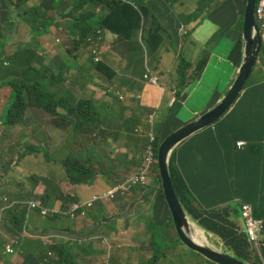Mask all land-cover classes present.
I'll list each match as a JSON object with an SVG mask.
<instances>
[{
    "label": "crops",
    "instance_id": "obj_1",
    "mask_svg": "<svg viewBox=\"0 0 264 264\" xmlns=\"http://www.w3.org/2000/svg\"><path fill=\"white\" fill-rule=\"evenodd\" d=\"M53 1L59 2L30 0L27 5L32 7L40 4L49 13H53ZM21 9H15L9 0H0V36L4 39L0 43V81L4 75L1 65L3 53H16L25 43L32 42L39 55H47L46 64L53 60L68 73L70 81L65 86L66 99H70L73 105H77L82 99L93 102V111L101 117L94 140H100L102 135L103 142L94 148L83 149V141H89V138L75 132L69 120L64 118L66 109L57 111L60 116L54 118H49L38 107L28 110L24 122H18L24 125L37 122L35 126L26 127L30 138L22 133L28 138V147L22 150L15 164L12 162L11 168L6 157L0 163V207L7 208L0 224V264H196L187 252L162 256L152 246L153 241L149 236L150 212H156L157 219L168 228L172 240L178 241L170 226V223L174 225L172 215L165 198L160 194V185L155 176H150L146 186L134 188L125 196L96 203L85 217L77 220L65 217L44 219L37 212L28 211L22 204L44 198L49 207L66 209L72 202H85L95 194L107 192L140 171L151 137L166 138L189 122L177 119L173 107H181L182 103L200 105L202 110L192 112L196 117L223 99L232 87L243 62L242 33L236 29L241 15L240 8L228 18L209 14L200 25H187L188 33L192 32L178 49L165 41L157 52L149 53L142 45L136 48L130 59L113 57L102 68L96 67L87 57L80 58L74 67H70L65 50L73 34L66 30L60 36L59 31L63 27H51L48 31L41 28L38 32L30 30L28 36L24 39L21 37L22 41H19L25 28V21L18 13L22 12ZM224 37L227 40H219ZM114 39H117L115 35L105 33L107 44ZM216 40L219 41L215 43ZM233 48L238 50L237 54ZM104 50L106 54V44ZM204 52L209 53V60L197 76L198 64ZM181 57L188 60L189 64H183ZM263 65L262 50L250 77L252 84L264 81ZM22 67L36 69L40 68V64L35 59L30 62L25 60L11 69V73H8L9 69L5 71L18 76L16 71ZM184 67L190 68L185 79L188 86L174 103L179 88H173V85L179 84L178 70L181 71ZM146 75L157 76L159 83H150L145 79ZM27 80L34 82L29 76ZM116 93H120L123 99ZM4 94L13 97V88L0 86V128H4L11 138L14 127H7L2 118L8 102L4 101ZM261 94L264 95L263 87L261 91L255 89L248 95L246 105L237 104L238 100L210 128L217 144L210 138H201L200 131L182 142L174 151L177 154L176 164L181 166V161L186 156L184 144L189 140L193 141L189 150L200 144L198 153L201 156L197 157V164L206 160L213 180H221L216 191L225 193L228 187L233 188L235 196L231 197L230 203L237 208L235 199L239 196L257 195L264 186V102H257L255 99ZM27 96L33 98L36 94L27 93ZM31 118L33 120L29 121ZM75 120L70 118L74 125ZM176 122L179 126H176ZM8 123L11 122L8 120ZM96 125L98 120L93 117L87 122L85 129L91 130ZM253 129L257 131L253 132ZM38 130L45 133L49 142L48 155L53 160V166L11 174L14 165L20 167L32 156L38 157L36 152L41 148L37 139ZM69 130L76 134L74 139L70 138ZM237 132L243 133L242 136L246 138L236 141L239 136ZM240 143L245 144L241 146ZM0 144L9 152H15V149L8 146L5 148V145L12 146L16 144V140H0ZM61 151L63 155H59ZM73 156L87 165L86 176L81 177L92 178L91 183L73 184L69 180L65 162ZM78 179L79 177L76 180ZM188 179L193 181L196 177L188 175ZM236 220L242 225L240 216ZM27 230L28 235L33 236H28ZM201 232L204 233L202 230ZM13 237L18 240V244L14 253L9 254L5 252L6 245ZM60 244H63V250L58 251Z\"/></svg>",
    "mask_w": 264,
    "mask_h": 264
},
{
    "label": "trees",
    "instance_id": "obj_2",
    "mask_svg": "<svg viewBox=\"0 0 264 264\" xmlns=\"http://www.w3.org/2000/svg\"><path fill=\"white\" fill-rule=\"evenodd\" d=\"M9 1L17 10L24 7L22 12L18 13L21 17L23 16L25 23L29 26L31 31L38 32L41 28L48 31L51 27H63V29L59 31L60 36L66 33V30H70L73 33V37L68 41L65 50L70 60V67H74L80 58L83 59L85 57L91 59L96 56V59L100 61V57L104 54L101 46V39L107 32L119 36L129 43L134 42L138 32H141V44L149 53H153L157 52L166 41V37H163L160 33V29L164 27L168 31L167 37L171 38L170 44L178 49L181 42L188 39L190 37V32H192L191 30L188 33L186 29L187 25L196 23V26H198L209 14H216L223 18H228L240 8L241 15L237 21L238 25L236 29L242 33L244 24L243 6L247 2L246 0H218V2L215 3V0H198L196 6L191 8L185 0H152L151 2L147 0H75L74 6L70 10L64 12L60 17H57L58 13L61 11V9H59L60 5H67L70 2L69 0H59L58 3L53 1V5L55 6L53 13H49L40 4L25 8L30 0ZM41 11L43 13H48L50 17L44 18L40 14ZM216 15H214V18H217ZM61 19L63 20L60 21ZM152 26H154L153 29ZM57 41L60 42V39H57ZM47 48H49V46ZM262 50L264 52V45ZM33 55L32 52L21 54V63H24L25 60L26 62H30L31 59H35V61L40 64V68L28 70L22 67L16 71L18 74V78H16L17 81L12 82V80H9L7 82L13 87V91L17 93L14 99L15 101L9 106L11 117L8 119L9 122H24L28 110L31 107L41 108L49 115V118L59 117L60 115L57 111L60 112V109H66L64 118L69 120L75 132H80L89 138V141H83L85 144L83 149L87 150L98 146L103 142V136L100 135V140H94V133L99 128L101 117L93 111V102L84 99L79 100L77 105H73L71 102L67 103L66 101L63 103L56 102V98H65L64 84H69L70 77L68 73H63L64 76L61 75L57 79L54 78L52 72L55 71V61L52 60L46 64L47 55H39V53H37L38 56L36 57H33ZM207 60L208 52L204 53L203 59L200 61L199 67L197 68V74L204 69ZM181 61L183 64L188 63L183 57H181ZM98 65L101 68L104 67L102 63ZM189 69V67H184L181 71L178 70L179 84L176 83L173 85V88L177 89V85L179 86L177 99L188 86V84L185 83V79ZM11 71L12 70L9 69L8 73H11ZM261 72L263 71L261 70ZM27 76L34 82H29ZM2 85L3 81H0V86ZM262 87L264 88V81L252 84L250 80L246 85L245 93L240 97L237 104L246 105L248 95L255 89L261 91ZM27 93H30V95L35 93L38 99L29 98ZM255 99L257 102H264V95H258ZM69 117H73L76 120L83 118L85 119V124L81 127L75 126L70 121ZM93 117H96L98 120V125L91 128V130L85 129V125ZM134 118L135 117H133V119ZM210 128L211 127L201 131V138H210L216 143L213 138V131ZM256 131V129H253V132ZM237 133L239 136H237L236 141L246 138L242 136L243 133ZM260 138L259 136V140ZM164 139L165 137L161 139L156 138L154 141L152 146L154 163L149 168H144L145 156L143 165L140 168V171L144 172L148 179H150V176H155L157 178L160 185V194L163 198H165V196L162 188L159 166L156 164V157L158 148ZM192 142V140H189L184 144L186 156L185 159L181 161V166L176 164V153L173 154L169 166L173 186L182 205L199 227L214 234L220 239L223 247L228 252L251 264H264V240L261 241L259 247L254 246L253 243L250 242L242 225L236 220L237 216L240 214L239 209L230 203L231 197L235 196L233 188L228 187L225 193L216 191V187L221 180L218 178L213 180L206 160H202L201 164H197V157L201 156V154L198 153L200 144L195 145L192 150H189ZM89 144L93 146L89 147ZM65 163L69 180L73 184H89L92 182V178L81 177V175L86 176V170L88 168L77 156L71 157V159L66 160ZM188 175L191 178L196 177V180L192 181L188 179ZM77 176L79 177L78 180H76L78 178ZM259 191L260 193H257V195L239 197L242 199L241 202H247L253 206L257 217L264 219V194H262L264 186L260 188ZM40 200L43 206L48 210V215H50L52 219H59L64 213L69 217V208L73 202L70 203L66 209H63L59 207H49L44 198ZM22 205L27 209V202ZM34 212H37L42 217H47V215H41L38 209ZM17 244L18 240L16 238L12 242H8L5 252L8 253L7 247L11 246L12 253L9 254H13ZM62 245L63 244L59 245L60 247L57 248L58 251L63 250ZM180 245L183 248L185 246L183 243ZM207 261L215 264L209 260Z\"/></svg>",
    "mask_w": 264,
    "mask_h": 264
},
{
    "label": "rangeland",
    "instance_id": "obj_3",
    "mask_svg": "<svg viewBox=\"0 0 264 264\" xmlns=\"http://www.w3.org/2000/svg\"><path fill=\"white\" fill-rule=\"evenodd\" d=\"M170 1H172V0H170ZM185 1L187 2V4L191 8H193V7L196 6V3H197L198 0H185ZM74 2L75 1H71L67 5H60L61 11L58 13L57 17H60L64 12L70 10L74 6ZM216 2H218V0H215V3ZM245 6H246V4L243 6V14L245 12ZM26 7L29 8L30 5H26ZM23 9L24 8H22L21 10H23ZM40 14L44 18L50 17L48 15V13H43L42 11L40 12ZM22 19L24 20L23 16H22ZM62 20L63 19H61L60 21H62ZM24 27L25 28L21 32V36L19 38V41H22V38L23 39L26 38L28 36V33L30 32L29 26L26 23H25ZM153 28H154V26H152V29ZM160 33L162 34L163 37H166V41H169L171 43V38L167 37L168 36V31L164 27H162L160 29ZM141 36H142V33L138 32V34L135 37L134 42H131V43L127 42L125 39H123V38H121L119 36H116L117 39H114L112 41V43H108L107 44V40H106L105 44L108 47V52L106 54H103V56L101 57V60L104 63H109V61L113 57H120V58H123V59H126V60L130 59L131 54L136 50V48L137 47H142ZM221 39L222 40H227V37L220 38L219 40H221ZM219 40H216L215 43L218 42ZM3 41H4L3 37L0 36V43L3 42ZM101 43H103V40H102ZM241 43L243 44L242 37H241ZM101 46H102L103 51H105L104 50V46L103 45H101ZM233 49L235 51V54H237L238 50L236 48H233ZM0 50H1V48H0ZM25 52H32L35 55V57L38 56L37 55V50L32 46V42L25 43L21 47V49L18 52H16V53H14V52H5L1 56V65H2V68H3V71H4L3 79L1 80V81H3V86H10V84L7 83L9 80H12V82L13 81L14 82L17 81L16 78H18V77L16 75H14V74L11 75V74L6 73L5 69H13L16 66H18L21 63V59H22L21 54H23ZM208 60H207V62H208ZM63 73L65 74L62 65L57 64V65H55V71L52 72V76L57 79L61 75L64 76ZM199 75H200V73L197 74V76H199ZM64 85L66 86V84H64ZM13 92H14V96L13 97H10L9 95L4 94V97H6V99H4V101L8 100V102H7L6 109L3 110L4 115H2V118H4L6 126L7 127L10 126L12 128L14 127L13 128V133H12L13 137L10 138L8 136L6 130L4 128H0V140H2L3 142H5L7 140H16V144H14L12 146L5 145V148H6V146L12 147V149H15V152H9L8 149H4L2 144H0V163H2L4 161V157H6L10 168L12 167V165H11L12 162L15 164L16 161L19 160V157H20V154H21L22 150L24 151V149L26 147H28L27 140H28V138H30V134H29V132H27L26 127L35 126L37 124L36 121L34 123L28 124V125H24L23 123H21L22 126L24 127V129L22 130L21 124L18 123V125L21 126V130H22L21 131L18 125L12 124V123H8V119L11 118L10 117L9 105L12 104L15 101L14 99H15V97L17 95V93L15 91H13ZM41 98H40V100H41ZM32 99H38V97H33ZM176 100H177V97H175L174 103L176 102ZM65 101L67 103L71 102L70 99L56 98V102H58V103L59 102L63 103ZM214 106L215 105L211 106L209 109H206V110L209 111ZM182 109L184 111H181ZM172 110L175 113V116L177 117V119L185 121V122H188V121L191 122V121L197 119L198 117H200L201 115L204 114L203 113V114H200V115L194 117L192 112L194 110H202V109H201L200 105L191 104V103H182L181 107H178V105H177V106L173 107ZM32 120H33V118H31L29 121H32ZM84 124H85V119H83V118H81L80 120H75V125L78 126V127H81ZM176 126H179L178 122H176ZM7 131H9V129H7ZM22 133L25 134L28 138H26L25 135H23ZM69 133H70V138L74 139L76 134L73 131H70V130H69ZM37 139L39 141V145L41 146V148H38V152H36V155L38 157L32 156V158L30 160L26 161L20 167H17V166L14 165L13 169L10 171L11 174L12 173H16V172H26L29 169H34L35 170V169H40V168L52 167L53 166V162H52L53 160L48 155L50 146H49V142H48V140H47V138L45 136V133L44 132H40L38 130ZM32 143L35 144V142H32ZM241 144H244V143H241ZM59 155H63V152L62 151L59 152ZM239 198L235 199L234 201L236 203H238V205L245 206V209L243 211L246 214V222L248 224V227L254 229L256 234L258 236H260V238L262 240H264V219L263 218H259V217H257L255 215V210H254L252 205L243 204L241 202L242 199L241 198L239 199ZM5 201H7V200L5 199ZM84 209L87 210V211L90 210L89 208H86V207H84ZM149 216H150V221H151V228H150L151 233L149 234V236L151 238V241H153V245L152 246L155 247V250L157 251V254L163 256V255H171V254H173L175 252L183 253V252H187L188 251L187 253L189 255H191L192 260L196 261L197 264H212V263L208 262L205 259V257H203L202 255L190 250L186 246H184V248H183L180 245V244H182V242H180V239H179V237H178V235L176 233V230H175L173 224L170 223V226H171L172 232L174 233V238H178L177 242H174L172 240V237L169 234L168 228L163 226L162 223L157 219L156 212H150ZM43 218L44 219H49V220L52 219L49 216L48 217H43ZM172 222H173V220H172ZM174 230H175V232H174ZM209 238H210V241L212 243H214L216 246L223 248V244H222V242L220 241V239L217 236H215L214 234H210ZM157 243H159V244H157Z\"/></svg>",
    "mask_w": 264,
    "mask_h": 264
},
{
    "label": "water",
    "instance_id": "obj_4",
    "mask_svg": "<svg viewBox=\"0 0 264 264\" xmlns=\"http://www.w3.org/2000/svg\"><path fill=\"white\" fill-rule=\"evenodd\" d=\"M257 1L258 0H247L246 2L242 32L244 50L243 62L228 93L209 111L170 134L158 148L157 162L160 178L162 180V188L179 239L190 250L202 255L215 264L251 263L234 256L224 247L216 246L210 241L209 235L211 233L199 227L197 223L192 220L174 189L169 166L174 151L182 142L215 124L229 111L244 92L245 86L254 72L263 46V40L254 17ZM192 224L204 232L209 242L213 245V248L205 246L196 239Z\"/></svg>",
    "mask_w": 264,
    "mask_h": 264
},
{
    "label": "built area",
    "instance_id": "obj_5",
    "mask_svg": "<svg viewBox=\"0 0 264 264\" xmlns=\"http://www.w3.org/2000/svg\"><path fill=\"white\" fill-rule=\"evenodd\" d=\"M254 13H255L256 21L259 25L260 31H261L262 35L264 36V0H258ZM240 145H242V144L240 143ZM153 163H154L153 150H152V146H150L148 148L145 164L143 167L149 168ZM146 181H147V175L141 171L140 173L129 178L125 182L124 186H121L118 188L115 187L114 189L110 190L109 195L111 197H113L115 192H118L120 190H122L123 193L129 192L130 189L135 187V186L145 185ZM84 207H86V208L92 207V203L91 202H86L83 204L73 203L69 208V218L77 219L79 217H84L86 215V211H85ZM29 209H32V210L38 209L41 215H47L48 216V210L43 206L42 201L37 200L34 202H30L29 203ZM244 209H245V206H243V210ZM243 214L246 217V214L244 211H243ZM64 215H66V213H64ZM247 232H248L250 242L259 247L260 243L262 241L260 236H258L256 234L255 230L250 228V227H248ZM7 252L12 253L11 246L7 247Z\"/></svg>",
    "mask_w": 264,
    "mask_h": 264
},
{
    "label": "clouds",
    "instance_id": "obj_6",
    "mask_svg": "<svg viewBox=\"0 0 264 264\" xmlns=\"http://www.w3.org/2000/svg\"><path fill=\"white\" fill-rule=\"evenodd\" d=\"M258 2V1H257ZM257 4V3H256ZM254 17H255V13H254ZM255 21H256V17H255ZM256 23H257V21H256ZM257 25H258V23H257ZM258 28H259V25H258ZM259 31H260V28H259ZM260 35H261V37H262V40H263V43H264V36L262 35V33H261V31H260ZM102 40H103V43H101V45H103L104 46V44H105V36L101 39V42H102ZM263 47V46H262ZM262 52V51H261ZM261 52H260V54H261ZM208 58H209V53H208ZM202 59H203V57H202ZM201 59V60H202ZM92 62V64H94L96 67H100L98 64H103L104 65V62L101 60V57H100V61H98V59H96V56L95 57H93V58H91L90 59ZM258 61H259V59H258ZM258 63V62H257ZM199 64H200V62H199ZM198 64V65H199ZM257 65V64H256ZM254 71H255V69H254ZM145 79L147 80V81H149L150 83H152V84H154V85H157L158 83H159V78L157 77V76H148V75H146L145 76ZM250 80H251V78L249 79V81L248 82H250ZM248 82H247V84H248ZM246 84V85H247ZM177 87L179 88V86L177 85ZM109 90H114L113 88H108ZM245 91H246V86H245V90H244V92L240 95V97L245 93ZM116 95L122 100L123 99V97H122V95L120 94V93H116ZM239 97V98H240ZM239 100V99H238ZM237 100V101H238ZM236 104V103H235ZM234 104V105H235ZM233 105V106H234ZM232 106V107H233ZM232 107L229 109V111L232 109ZM228 111V112H229ZM222 118V117H221ZM220 118V119H221ZM219 119V120H220ZM218 120V121H219ZM217 121V122H218ZM216 122V123H217ZM215 123V124H216ZM214 125V124H213ZM213 125H211V126H209V127H212ZM208 127V128H209ZM172 134V133H171ZM197 134V133H196ZM167 138V137H166ZM165 138V139H166ZM153 139V140H152ZM155 139H156V137H151L150 138V142H149V144H148V146H147V148H146V152H145V156H147V151H148V148L150 147V146H153V144H154V141H155ZM164 139V140H165ZM245 144V143H244ZM244 144H242V145H244ZM241 145V146H242ZM157 155H158V152H157ZM158 162H157V157H156V164H157ZM141 172V171H140ZM140 172H138V173H140ZM138 173H136V174H138ZM136 174H132L131 176H129L125 181H123V182H121V183H119V185L118 186H114V187H121V186H124V184H125V182L129 179V178H131L132 176H134V175H136ZM148 182H149V179H148V177H147V181H146V184L145 185H139V186H135V187H133V188H131L130 189V191L129 192H126V193H123V191L122 190H120V191H118V192H115V194H114V196L113 197H111L110 195H109V191L112 189V188H114V187H112L111 189H109L107 192H105V193H99V194H95L94 196H92V198L90 199V200H88V201H85V202H81V204H83V203H86V202H91L92 203V207H89V209H92V208H94V206H95V204L96 203H98V202H105V201H111V200H114V199H116V198H118V197H120V196H125V195H127V194H129V193H131V191L134 189V188H137V187H143V186H146L147 184H148ZM37 200H39V201H41L40 199H35V200H31V201H28L27 203H28V206H27V210H31V211H35V210H32V209H29V203L30 202H34V201H37ZM73 203H79V202H73ZM243 203V202H242ZM243 204H249V203H247V202H245V203H243ZM251 205V204H250ZM238 209H239V216H240V219H241V221H242V227H243V230L247 233V235H248V232H247V230H248V224H247V222H246V217L244 216V214H243V206L242 205H238ZM86 211V215H87V210H85ZM7 213V208H1L0 207V224H1V222L3 221V219H4V216H5V214ZM85 215V216H86ZM49 217H50V215H48ZM47 216V217H48ZM52 216V215H51ZM84 216V217H85ZM63 217H65V218H69V217H67L66 215H62L60 218H63ZM79 218H81V217H79ZM79 218H77V219H79ZM69 219H71V218H69ZM77 219H72V220H77ZM212 234V233H211ZM249 237V236H248ZM15 238L13 237L9 242H12L13 240H14ZM263 241V240H262ZM254 246H257V245H255V244H253ZM258 247V246H257Z\"/></svg>",
    "mask_w": 264,
    "mask_h": 264
},
{
    "label": "bare ground",
    "instance_id": "obj_7",
    "mask_svg": "<svg viewBox=\"0 0 264 264\" xmlns=\"http://www.w3.org/2000/svg\"><path fill=\"white\" fill-rule=\"evenodd\" d=\"M192 229L195 231V237L200 243L213 248V245L209 242L205 234L202 233L201 230L198 229L194 224H192Z\"/></svg>",
    "mask_w": 264,
    "mask_h": 264
}]
</instances>
